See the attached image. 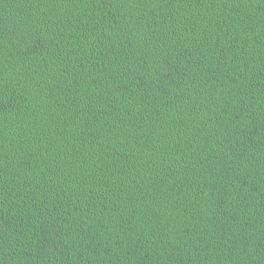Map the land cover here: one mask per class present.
Listing matches in <instances>:
<instances>
[{
    "label": "trees",
    "instance_id": "obj_1",
    "mask_svg": "<svg viewBox=\"0 0 264 264\" xmlns=\"http://www.w3.org/2000/svg\"><path fill=\"white\" fill-rule=\"evenodd\" d=\"M0 264H264V0H0Z\"/></svg>",
    "mask_w": 264,
    "mask_h": 264
}]
</instances>
